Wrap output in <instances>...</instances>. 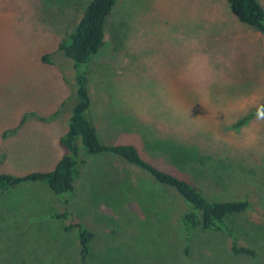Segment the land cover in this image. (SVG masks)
<instances>
[{"label": "rangeland", "instance_id": "1", "mask_svg": "<svg viewBox=\"0 0 264 264\" xmlns=\"http://www.w3.org/2000/svg\"><path fill=\"white\" fill-rule=\"evenodd\" d=\"M89 1L0 0V172L47 171L64 153L58 138L76 69L58 45ZM107 19L86 65L99 138L134 144L209 198L247 199L228 219L255 255L234 254L219 232L187 233V205L138 165L83 152L70 193L44 181L0 189V264H78L77 231L64 229L74 222L93 234L90 264H264V111L233 127L264 99V37L226 0H117ZM31 111L43 119L4 135ZM158 141L196 148L202 159L176 162ZM64 211L63 221L52 217Z\"/></svg>", "mask_w": 264, "mask_h": 264}, {"label": "trees", "instance_id": "2", "mask_svg": "<svg viewBox=\"0 0 264 264\" xmlns=\"http://www.w3.org/2000/svg\"><path fill=\"white\" fill-rule=\"evenodd\" d=\"M231 14L242 24L257 30L264 37V7L258 0H226ZM117 0H90L78 22L59 43L63 55L73 61L74 72V101L67 121V130L58 138L64 153L58 158L53 168L47 171H34L25 175H15L0 172V189L7 190L26 181H44L56 195L70 193L75 187L81 167L84 165L83 152L89 154L109 153L123 160L138 165L155 181L171 188L181 197L187 209L180 215V221L187 233L195 229L208 232H219L229 238L231 251L234 254L254 256L255 250L238 243L234 227L229 222L232 215L244 212L249 202L243 197L231 199H212L191 181L170 171L163 170L142 158L138 148L132 143H105L99 138L96 125L90 115L91 97L89 94L88 74L86 65L100 50L106 36L107 18L110 16ZM47 59L46 55L42 57ZM257 111H264V99L258 107L247 115L239 118L234 124L238 128L245 124ZM43 119L35 112H27L19 123L4 135L15 134L20 125L28 118ZM161 148L176 162L197 167L201 155L196 148L172 142L158 141ZM65 202L67 199L64 200ZM66 211L52 214L53 218L63 221L68 217ZM233 222V221H232ZM66 230H76L80 242V262L87 261L90 253V240L93 234L77 222L65 225Z\"/></svg>", "mask_w": 264, "mask_h": 264}]
</instances>
